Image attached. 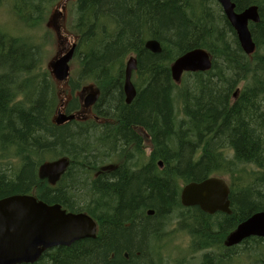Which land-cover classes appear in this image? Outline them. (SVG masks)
<instances>
[{"label":"trees","instance_id":"obj_1","mask_svg":"<svg viewBox=\"0 0 264 264\" xmlns=\"http://www.w3.org/2000/svg\"><path fill=\"white\" fill-rule=\"evenodd\" d=\"M4 1L11 3L18 23L36 28L62 0ZM232 2L236 12L250 5L258 9L259 22L249 27L257 48L252 61L215 0L72 3L78 72L69 92L75 93L78 83H93L100 92L94 115L115 126L94 120L53 125L58 88L40 68L39 47L0 31V199L33 192L46 204L84 212L98 225L95 239L47 250L33 264H192L203 251L201 264H236L242 255L243 264H264L263 239H250L240 250L226 247L239 223L264 211V0ZM147 41H156L160 53L146 50ZM194 49L208 53L212 69L186 74L176 86L169 66ZM129 57L137 61L136 96L127 105L123 80ZM78 106L71 99L68 112ZM133 126L145 131L148 156L142 155L143 139ZM47 155L71 161L54 189L37 176L38 158ZM111 159L121 166L92 179V172ZM240 165L259 172L249 183L241 177L230 186L231 215L182 207L180 183L227 176ZM172 218L191 238L184 250L189 259L172 258L180 251L167 252L158 244L168 241V246L163 231ZM156 227L160 238L150 243Z\"/></svg>","mask_w":264,"mask_h":264},{"label":"water","instance_id":"obj_2","mask_svg":"<svg viewBox=\"0 0 264 264\" xmlns=\"http://www.w3.org/2000/svg\"><path fill=\"white\" fill-rule=\"evenodd\" d=\"M222 12L234 29L242 51L246 55L253 54L255 45L248 29L249 22H257L256 7L250 6L240 13H235L232 0H216ZM145 49L152 54L160 52L156 41H147ZM74 47L60 60L52 63L50 69L59 81L68 75L67 62L71 59ZM137 68L134 58L126 62L125 84L123 87L125 103L130 104L136 93L131 83V73ZM211 68L207 53L194 49L174 61L170 67L171 78L180 81L184 72H206ZM97 95L93 94L84 101L85 106L94 103ZM72 116L58 115L56 124H62ZM68 162L60 159L45 165L40 171L45 176H55L66 169ZM180 201L184 207H198L202 212L230 214L229 190L227 185L217 178H209L201 182H191L182 188ZM148 211L147 215H152ZM93 220L82 213H66L58 205H47L33 196L10 195L0 199V264H33L47 250L56 247H70L84 239L95 238ZM252 235L264 237V212L251 215L241 222L226 242L232 246Z\"/></svg>","mask_w":264,"mask_h":264},{"label":"rangeland","instance_id":"obj_3","mask_svg":"<svg viewBox=\"0 0 264 264\" xmlns=\"http://www.w3.org/2000/svg\"><path fill=\"white\" fill-rule=\"evenodd\" d=\"M74 1L75 0H62L60 3H58V6L53 7L50 12L46 13V15H73L72 3ZM17 5L19 7L22 6L20 3H18ZM11 6H12L11 3H9V4L8 3H4L3 5L0 6V31L7 32V33H10V34L13 35V34H15L18 31H22V29L20 27V24L19 23L17 24L15 21L13 22L11 17H10V15H15L12 12ZM27 11H29V10H27ZM27 11H23V12L25 14H27L28 13ZM48 17L49 16L46 17V19H45V21H44V23L42 25V30L39 33L40 37L45 32H47L49 34V38L47 39V44L43 48L44 53L46 55V57L43 59V62H42V68H44V69H45L46 62L50 58H52L61 48H67L70 45V43H72L74 41V39L72 38L73 36L71 34H66L61 29L62 32L60 31V34L63 35L64 45L60 46L58 41H57L56 33L53 30H51V29L47 28L48 29L47 30L45 28V24L47 23L46 20H47ZM68 20H69V18H68ZM61 21H63V19H61ZM61 21L59 19H56L53 22V25H56L59 28ZM64 21L67 22V19L64 20ZM27 36H29L31 38L33 37V40H34V33H28ZM74 68H75V66L72 64V71H73ZM238 88H240V86ZM59 90L62 92V94L59 95V99L60 100L63 99V102H66L69 99V96L67 95L68 90H67L66 84L60 85L59 86ZM145 151H146V154L149 153L148 147H147V149ZM145 156H148V155H145ZM47 159H50V155L47 156ZM235 169H237L238 171H234V173H233L234 176H237L239 174V171H243V172H247V173H250L251 171H255L254 168H250V167H247V166H241V165L238 166ZM133 171H135V170H133ZM161 221H163V220H161ZM167 222H169V223H167L166 226H165V230L166 231H163V232H166L169 235V237H170L168 246H167V242L168 241L158 242V244L162 248H165L167 252H170L169 249L180 251V253L172 255V258L177 259L176 258L177 256H180V255L183 254V255H186V259H189L188 255H187V251L181 250V249H185L188 246L187 241L184 239V236H185L186 232L183 231L184 228L182 226V223H179L175 218L169 219V220H167ZM153 234H154V239L150 243H152L154 240H158L160 238L159 230H158L157 227L154 230ZM242 248H243V244L238 247L239 250L242 249ZM262 253H263V249L260 248L257 251L256 255L257 256H262ZM244 261H245V257L243 255L242 256H238V257H236L234 259V262L236 264H243ZM193 264H197V260H195Z\"/></svg>","mask_w":264,"mask_h":264},{"label":"flooded vegetation","instance_id":"obj_4","mask_svg":"<svg viewBox=\"0 0 264 264\" xmlns=\"http://www.w3.org/2000/svg\"><path fill=\"white\" fill-rule=\"evenodd\" d=\"M92 108V110L90 111L91 112V115L93 114V111H95L96 112V110H95V107H91ZM90 110V109H89ZM86 118H88L87 120H89V116H86ZM100 124H105V123H109L108 121H104V122H99ZM115 122H111V124H114ZM136 128H137V126L136 127H133V130H134V132L137 134V131H136ZM139 132H140V130H139ZM33 162H34V158H33ZM111 172H104L103 174H100V175H108V174H110ZM100 175H98V176H100Z\"/></svg>","mask_w":264,"mask_h":264},{"label":"bare ground","instance_id":"obj_5","mask_svg":"<svg viewBox=\"0 0 264 264\" xmlns=\"http://www.w3.org/2000/svg\"><path fill=\"white\" fill-rule=\"evenodd\" d=\"M217 3V2H216ZM247 9V8H246ZM245 10V9H244ZM256 13H257V15H256V17H257V22H255V23H258L259 22V16H258V9H257V7H256ZM254 23V24H255ZM237 39V38H236ZM252 39V38H251ZM237 42H238V44H239V46H240V43H239V41H238V39H237ZM253 42V41H252ZM160 51H161V48H160ZM205 52V51H204ZM160 53V52H159ZM206 53V52H205ZM207 55H208V53H207ZM209 56V55H208ZM209 59H210V62H211V65H212V61H211V58H210V56H209ZM125 70H124V80H123V87H124V84H125ZM132 77V76H131ZM130 80H131V78H130ZM123 93H124V90H123ZM125 96V95H124ZM226 247H232V246H227L226 245Z\"/></svg>","mask_w":264,"mask_h":264}]
</instances>
